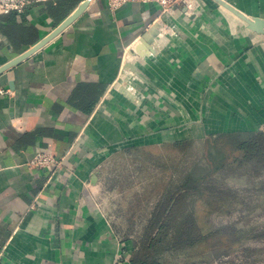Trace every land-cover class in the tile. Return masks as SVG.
<instances>
[{
  "label": "crops",
  "instance_id": "1",
  "mask_svg": "<svg viewBox=\"0 0 264 264\" xmlns=\"http://www.w3.org/2000/svg\"><path fill=\"white\" fill-rule=\"evenodd\" d=\"M254 18L264 21V0H201L177 19L154 3L112 11L107 0H34L0 14L10 90L0 96V264H132L137 235L119 233L109 199L124 187H106L103 169L117 153L264 134V25L252 30ZM159 19L173 34L156 35L133 68L127 48L148 46ZM36 151L62 161L27 165Z\"/></svg>",
  "mask_w": 264,
  "mask_h": 264
},
{
  "label": "rangeland",
  "instance_id": "2",
  "mask_svg": "<svg viewBox=\"0 0 264 264\" xmlns=\"http://www.w3.org/2000/svg\"><path fill=\"white\" fill-rule=\"evenodd\" d=\"M138 52L133 53L129 65L145 57L140 55L141 49ZM133 68L130 71L134 72ZM132 74H128L131 81L136 78ZM232 139L235 137L194 140L179 147L164 145L114 155L102 175L106 187H124L121 194L109 197L119 233L140 236L156 196L169 184L179 183L185 171L188 186L196 195L186 199L176 216L183 218L192 210L190 232L205 238L187 255L172 258V263L184 264L188 256L189 260L205 259L207 264H264V177L254 179L252 163L234 161L238 151ZM206 183L220 184L223 193L213 198L208 189L198 192ZM242 186L260 190L248 192ZM228 190L232 193L226 195ZM217 251L222 253L215 256Z\"/></svg>",
  "mask_w": 264,
  "mask_h": 264
},
{
  "label": "trees",
  "instance_id": "3",
  "mask_svg": "<svg viewBox=\"0 0 264 264\" xmlns=\"http://www.w3.org/2000/svg\"><path fill=\"white\" fill-rule=\"evenodd\" d=\"M192 141H179L173 144V147H179L185 143ZM231 143L235 150L239 152L234 157V161L239 159L245 160L247 163L253 164V171L256 176L254 179L264 177V134L250 133L244 138L232 139ZM242 162H238L236 168H240ZM236 168L234 170H236ZM233 170V171H234ZM188 173L183 172L179 183L169 184L156 197V201L152 205L149 216L146 220L144 232L134 239V249L131 255L132 264H176L172 263V258L176 255H187L188 251L196 246L199 241L205 237L194 236L190 229L193 225L194 217L186 214L183 218L176 216L181 210L187 198L196 193H192L188 186ZM172 180V178H171ZM218 183L205 184L198 187V192L210 190V197H215L223 192L219 190L221 187ZM245 191H259V188L242 186ZM228 195L232 190H228ZM225 193V192H224ZM218 207V206H216ZM215 256L222 252H214ZM185 256L184 264H207L205 259L189 260ZM193 262V263H192Z\"/></svg>",
  "mask_w": 264,
  "mask_h": 264
},
{
  "label": "built area",
  "instance_id": "4",
  "mask_svg": "<svg viewBox=\"0 0 264 264\" xmlns=\"http://www.w3.org/2000/svg\"><path fill=\"white\" fill-rule=\"evenodd\" d=\"M33 1L34 0H0V14H7L9 12L20 13ZM129 2L154 3L158 6L160 15L167 14L175 19L182 15L185 17L193 16L201 4V0H107V5L110 10L114 11ZM158 23L159 29L157 36H160V34L162 36L173 34L172 27L167 25L164 21L159 19ZM149 45L147 46L148 48ZM8 94H10V90L0 84V96ZM61 161V158L55 157L50 152L36 151L27 161V165L38 168H46L52 165H58Z\"/></svg>",
  "mask_w": 264,
  "mask_h": 264
},
{
  "label": "water",
  "instance_id": "5",
  "mask_svg": "<svg viewBox=\"0 0 264 264\" xmlns=\"http://www.w3.org/2000/svg\"><path fill=\"white\" fill-rule=\"evenodd\" d=\"M85 6V2H83L82 4H80L75 10L74 12H72L61 24H59L47 37H45L41 42H39L36 46L28 49L26 52H24L23 54H21L20 56H18L17 58H15L12 62H10L9 65L15 64L16 62H18L19 60H21L22 58H24L25 56L29 55L30 53H32L34 50H36L37 48H39L41 45H43L46 41H48L49 39L53 38L56 34H58L59 32H61L65 27H67L78 15L79 13L82 11L83 7ZM248 21V25L252 30H255L257 32H261V26L264 25V21L259 19V18H254L252 20H247ZM157 35V30H155L154 28L150 29L149 32H147V34H145L143 36V41L148 43V45L155 39V36Z\"/></svg>",
  "mask_w": 264,
  "mask_h": 264
},
{
  "label": "bare ground",
  "instance_id": "6",
  "mask_svg": "<svg viewBox=\"0 0 264 264\" xmlns=\"http://www.w3.org/2000/svg\"><path fill=\"white\" fill-rule=\"evenodd\" d=\"M145 45V44H144ZM143 45V43H142V41H136V42H134V44L132 45V48H134V49H141L142 47H144L146 50H148L149 52H150V50H149V48L145 45L144 46ZM143 49V48H142ZM126 51H129V52H131L132 53V55H133V53H135L136 51H134L133 49H130L129 47L127 48V50ZM127 53V52H126ZM128 54V53H127ZM126 54V55H127ZM128 57L130 56V54H128L127 55ZM126 58V57H125ZM130 58V57H129Z\"/></svg>",
  "mask_w": 264,
  "mask_h": 264
}]
</instances>
